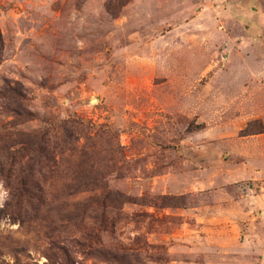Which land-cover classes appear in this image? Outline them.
<instances>
[{
    "label": "rangeland",
    "instance_id": "obj_1",
    "mask_svg": "<svg viewBox=\"0 0 264 264\" xmlns=\"http://www.w3.org/2000/svg\"><path fill=\"white\" fill-rule=\"evenodd\" d=\"M69 118L79 217L38 151ZM126 259L264 264V0H0V264Z\"/></svg>",
    "mask_w": 264,
    "mask_h": 264
},
{
    "label": "trees",
    "instance_id": "obj_2",
    "mask_svg": "<svg viewBox=\"0 0 264 264\" xmlns=\"http://www.w3.org/2000/svg\"><path fill=\"white\" fill-rule=\"evenodd\" d=\"M86 128V122L80 118H69L61 124V134L39 137L43 142L39 146L38 151L43 155L42 167H47L50 180L56 178L62 170H66V164L70 159L76 158L77 165L69 171L73 182L66 183L65 189L70 196L69 206L76 211L77 217L91 211L92 207L101 202V198L106 191V185H100L98 181H86L85 178L90 177L94 166V154H90L85 145L78 144L77 141L82 136L81 133ZM45 137V138H44ZM93 155V156H92ZM84 178V181L82 180ZM45 180V179H44ZM24 185L27 186L26 180ZM41 190L39 187H37ZM103 190V192H100ZM99 223H104L102 216L95 217ZM94 228L90 227L86 234L89 236ZM91 236V235H90ZM125 259L121 257V260ZM124 264H132L130 260Z\"/></svg>",
    "mask_w": 264,
    "mask_h": 264
}]
</instances>
